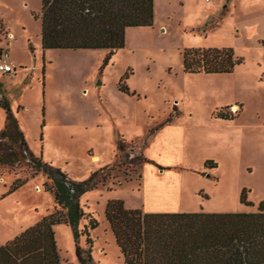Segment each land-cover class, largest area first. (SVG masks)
I'll return each instance as SVG.
<instances>
[{
  "label": "rangeland",
  "instance_id": "1",
  "mask_svg": "<svg viewBox=\"0 0 264 264\" xmlns=\"http://www.w3.org/2000/svg\"><path fill=\"white\" fill-rule=\"evenodd\" d=\"M220 1L163 0L165 8L157 0L154 24L130 27L126 45L110 56L107 48L43 49L42 0H0V51L10 53L17 69L0 72V98L9 99L35 156L76 180L119 157L104 171L106 184L81 197L87 215L80 231L93 217L98 225L89 229L92 242L83 232L77 244L99 264H125L105 216L110 199L144 212L164 211L181 200L182 207L197 211L256 212L264 201V50L236 31L228 33L236 28L230 3L208 20L211 13L204 12L216 7V14ZM205 43L232 46L244 62L230 74L184 72V50ZM124 76L135 94L119 89ZM233 101L242 111L222 105ZM175 105L173 120L155 131ZM220 111L233 120L220 121ZM5 118L0 106V138ZM141 154L170 167L162 171L166 175L142 162ZM207 159L218 166L205 167ZM182 173L188 175L183 195ZM18 178L26 182L1 198ZM45 182L51 184L23 158L12 167L0 163V246L54 210ZM244 188L254 205L241 202ZM224 205L229 210L208 211ZM55 231L61 264H80L72 227L61 223Z\"/></svg>",
  "mask_w": 264,
  "mask_h": 264
},
{
  "label": "trees",
  "instance_id": "2",
  "mask_svg": "<svg viewBox=\"0 0 264 264\" xmlns=\"http://www.w3.org/2000/svg\"><path fill=\"white\" fill-rule=\"evenodd\" d=\"M154 17V0H42L41 45L43 49L107 48L112 56L126 45L127 28L152 26ZM261 42L264 45V40ZM243 62L244 57L231 46L190 47L183 52L187 73L229 74ZM125 79L126 76L120 79L119 89L135 94ZM0 106L6 114L0 138V163L12 167L20 164L22 158L27 160L35 172L51 180V184L45 182L46 190L52 191L55 198L52 212L0 246V264H61L55 231L61 223L73 229L79 263L99 264L90 249L77 244L83 232L87 241L92 242L89 229L98 225L93 217L84 226L85 231H80V221L87 215L81 197L106 184L104 171L117 165L119 157L86 179H73L62 168L44 160L43 155L35 156L6 96L0 98ZM176 110L174 106L166 121L154 129L170 122ZM217 117L230 119L221 111ZM118 149H124L123 141ZM141 157L144 163L163 170L170 168L143 154ZM204 165L216 168L218 163L207 159ZM25 182L18 178L1 198ZM247 192L242 190L241 202L254 205ZM105 216L125 264H264V201L256 212H144L127 208L119 198L108 200Z\"/></svg>",
  "mask_w": 264,
  "mask_h": 264
},
{
  "label": "crops",
  "instance_id": "3",
  "mask_svg": "<svg viewBox=\"0 0 264 264\" xmlns=\"http://www.w3.org/2000/svg\"><path fill=\"white\" fill-rule=\"evenodd\" d=\"M216 1H218V0L210 1L211 3H209V4H212L214 6V3ZM224 2H225V4H224ZM154 3H155V17H156V15H157L156 14V11H157L156 10L157 9V0H154ZM160 3H163L165 8L168 5L166 2H163V0H160ZM222 3H223V5H222ZM229 3H230V7H228V8H229V12H230V18H231V20L234 21V25H235L236 28L235 29L233 28L234 30L232 29V31H230L228 33L232 34V33H235V31H236V33H237V34L235 33L236 36L241 37V38H248L252 42L253 45H256L257 48H259L261 51H262V49L264 50V45L261 42V41L264 40V0H221L219 2V4H217V7L219 8V10H218V12L216 14H214L215 13L214 11H215L216 7L212 9V12H209V11L205 10L206 12H204V13H207V14L211 13L208 16L209 17L208 20L212 19L214 16L219 15L221 13V10H223V8L226 9L227 6H229ZM129 28H127V30ZM12 38H14V36ZM205 44H207V45L206 46H200V47H218V46H208L209 45L208 43H205ZM223 47H225V46H223ZM234 50H235V48H234ZM16 71H17V69H16ZM1 75H3V74H1ZM1 75H0V80H1ZM237 103L238 102L233 101V102H226V104H222V105H229L230 109H231V107L233 109H236V108L238 109L239 108V111H242L241 110V105L237 104ZM175 106L177 107L178 105H175ZM177 110H178V107H177ZM176 111H174V114H175ZM219 119H220V121H224L225 120L227 122H230L231 120H233V119H227L226 120V119H222V118H219ZM172 120H173V118H172ZM159 124H157L156 126H158ZM162 126H160L155 131H158ZM160 173L163 174V175H166L165 174L166 172L163 173L162 171H160ZM157 174H159V173H157ZM179 176H180L179 179L180 180L182 179V182L180 181L181 183L179 184L180 193L182 194V191H183L182 187H183L184 183L188 184V182H187L188 175H187V173H182V175H179ZM228 198H229V201H230V199L232 197L229 196ZM197 201H199V200H197ZM180 202L182 203V200L179 201V204L174 205L172 208L165 209L164 211H148V212L197 211V208H192V207L188 208L186 206L182 207L183 204H181ZM223 207H225V208H222L221 210L220 209H217V210L210 209L208 211H225V210H229L226 207V205H224Z\"/></svg>",
  "mask_w": 264,
  "mask_h": 264
},
{
  "label": "built area",
  "instance_id": "4",
  "mask_svg": "<svg viewBox=\"0 0 264 264\" xmlns=\"http://www.w3.org/2000/svg\"><path fill=\"white\" fill-rule=\"evenodd\" d=\"M206 1L210 2L212 0H206ZM9 55L10 53L7 52L6 50L0 51V71L2 73L14 74V72L16 71V67L12 65L11 62L9 61ZM238 110L239 108L236 111L238 112ZM236 111L235 112L232 111V113H236Z\"/></svg>",
  "mask_w": 264,
  "mask_h": 264
},
{
  "label": "water",
  "instance_id": "5",
  "mask_svg": "<svg viewBox=\"0 0 264 264\" xmlns=\"http://www.w3.org/2000/svg\"><path fill=\"white\" fill-rule=\"evenodd\" d=\"M160 171H163V169H161Z\"/></svg>",
  "mask_w": 264,
  "mask_h": 264
},
{
  "label": "bare ground",
  "instance_id": "6",
  "mask_svg": "<svg viewBox=\"0 0 264 264\" xmlns=\"http://www.w3.org/2000/svg\"><path fill=\"white\" fill-rule=\"evenodd\" d=\"M12 36V35H11ZM96 160H97V158H96Z\"/></svg>",
  "mask_w": 264,
  "mask_h": 264
}]
</instances>
